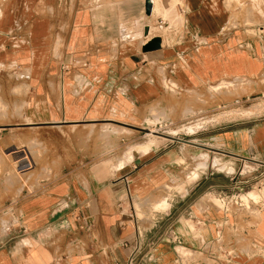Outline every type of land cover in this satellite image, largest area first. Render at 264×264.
Listing matches in <instances>:
<instances>
[{
    "label": "crops",
    "instance_id": "crops-1",
    "mask_svg": "<svg viewBox=\"0 0 264 264\" xmlns=\"http://www.w3.org/2000/svg\"><path fill=\"white\" fill-rule=\"evenodd\" d=\"M154 38L160 48L142 52ZM0 71L35 76L21 89L19 118L0 129L6 154L16 161L45 150L58 164L61 146L74 151L61 170L51 164L49 178L20 189L5 180L10 166L2 169L0 264H126L133 252V264H264V198L195 196L198 183L181 196L158 191L172 174L171 135L113 163L97 145L61 143L70 127L171 122L192 103L178 98L185 93L260 87L264 0H0ZM262 125L221 130L203 147L248 164V185L253 172L264 177Z\"/></svg>",
    "mask_w": 264,
    "mask_h": 264
},
{
    "label": "rangeland",
    "instance_id": "rangeland-1",
    "mask_svg": "<svg viewBox=\"0 0 264 264\" xmlns=\"http://www.w3.org/2000/svg\"><path fill=\"white\" fill-rule=\"evenodd\" d=\"M29 74L30 71H0V129L9 126L13 119H18L23 107L26 106L24 99L20 97L26 94L21 91L25 88L23 85L35 82V76ZM219 89L213 94L203 89L197 93L180 95L178 97L180 100H191L192 103L181 113L180 108L174 109L171 122L160 115V118H156V126L147 127L144 131H125L111 122L96 126L70 127L61 134V143L64 138L67 143H73L75 138V143L78 145V142H81L83 147L89 144L92 149L97 145L101 147L99 152L103 157L105 156L109 163H113L122 155L124 159H131L137 153H146L152 146L157 145L156 141L166 143L161 139H166L169 134L175 139L172 140L174 161L171 165L170 182L162 184L158 189L163 197L176 194L181 196L186 188L198 183L195 196L214 189L219 191L223 200H226L228 197L242 196L251 191L248 197H242V204L247 205L249 199L256 204L264 198V177L259 179L258 172H253V182L244 184L248 178L246 176L248 169L245 168L248 164L223 153H210L203 146L207 145L206 138L221 130L245 128L254 123L264 124V84L256 88L249 83L245 85L243 81H238L232 85L221 84ZM29 152V157L24 155L14 161V157L6 154L0 145V178L3 176L2 169L10 166L11 173H8L5 180L9 185H16L20 189L28 182L49 178L51 173L49 165L54 164V168L59 167L61 170L67 165L63 157L70 152L71 155L74 154L72 149L61 146V158L57 164L51 162V157L45 150ZM257 177L259 178L254 180ZM164 200L152 198L149 203L153 208L157 203V206H162L163 203L165 207ZM215 203L221 207L218 201ZM223 205L226 206L225 203ZM133 207L136 216L144 220L143 209L138 204H134ZM255 210L252 208L251 213ZM205 262L209 263L206 260Z\"/></svg>",
    "mask_w": 264,
    "mask_h": 264
},
{
    "label": "water",
    "instance_id": "water-1",
    "mask_svg": "<svg viewBox=\"0 0 264 264\" xmlns=\"http://www.w3.org/2000/svg\"><path fill=\"white\" fill-rule=\"evenodd\" d=\"M145 11H146V14H149L150 12V4L148 1H146ZM160 45H161L160 39L154 38L142 48V52L158 50L160 48Z\"/></svg>",
    "mask_w": 264,
    "mask_h": 264
},
{
    "label": "built area",
    "instance_id": "built-area-1",
    "mask_svg": "<svg viewBox=\"0 0 264 264\" xmlns=\"http://www.w3.org/2000/svg\"><path fill=\"white\" fill-rule=\"evenodd\" d=\"M134 252L130 255L129 259L127 260L126 264H133V260H134Z\"/></svg>",
    "mask_w": 264,
    "mask_h": 264
},
{
    "label": "bare ground",
    "instance_id": "bare-ground-1",
    "mask_svg": "<svg viewBox=\"0 0 264 264\" xmlns=\"http://www.w3.org/2000/svg\"><path fill=\"white\" fill-rule=\"evenodd\" d=\"M137 148H139V147H136V149H137ZM142 149H147V148H142ZM27 167H28V166H27ZM164 201H165V200H164ZM159 202H160V201H159ZM162 202H163V201H161L160 203H162ZM160 203H159V204H160ZM153 204H155V203H153ZM157 204H158V203H157ZM157 204L154 206L155 209H156V207H157V209H160V207H163V208H164V204H163V203H162V206H159V205L157 206ZM163 208H162V209H163Z\"/></svg>",
    "mask_w": 264,
    "mask_h": 264
}]
</instances>
